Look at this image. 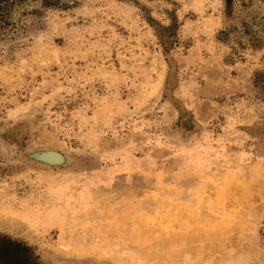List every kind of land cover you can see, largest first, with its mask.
<instances>
[{
    "label": "rangeland",
    "instance_id": "obj_1",
    "mask_svg": "<svg viewBox=\"0 0 264 264\" xmlns=\"http://www.w3.org/2000/svg\"><path fill=\"white\" fill-rule=\"evenodd\" d=\"M0 264H264V0H0Z\"/></svg>",
    "mask_w": 264,
    "mask_h": 264
},
{
    "label": "water",
    "instance_id": "obj_2",
    "mask_svg": "<svg viewBox=\"0 0 264 264\" xmlns=\"http://www.w3.org/2000/svg\"><path fill=\"white\" fill-rule=\"evenodd\" d=\"M54 154L55 157L48 158L47 154ZM39 160L43 162H47L50 164H60L62 162V157L59 153L53 152V151H46L39 155Z\"/></svg>",
    "mask_w": 264,
    "mask_h": 264
}]
</instances>
